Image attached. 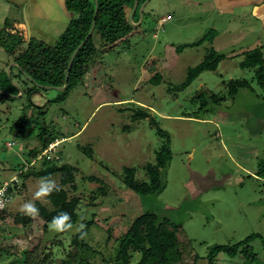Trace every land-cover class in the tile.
<instances>
[{"label": "rangeland", "instance_id": "obj_1", "mask_svg": "<svg viewBox=\"0 0 264 264\" xmlns=\"http://www.w3.org/2000/svg\"><path fill=\"white\" fill-rule=\"evenodd\" d=\"M17 9L11 6L5 14L3 28H12L15 21L25 25L30 13ZM142 11L145 19L130 37L131 47L117 46L103 54L63 103L52 102L62 93L55 89L27 96L25 84L31 86L30 81L0 48V69L11 71L8 78L18 92L13 99L0 96V188L9 183L12 197L0 221V264L20 256L38 239L36 253L42 257L51 252L50 264H116L120 241L146 212L182 226L179 240L189 249L182 264H205L209 247L233 245L252 234L261 238L250 246L258 256L264 254L263 179L255 175L264 160V90L253 69H242V54H235L215 71L200 73L186 89H171L209 49L226 55L244 47L251 39L245 28L255 20L239 17L238 8L225 15L214 0H146ZM140 16L133 25L140 23ZM227 24L234 28L230 34L222 33ZM205 36L212 41L193 45ZM232 79L246 80L252 89L239 88L230 96ZM18 122L20 127H13ZM157 126L170 139L171 159L160 174L164 189L138 196L125 186L124 170L134 169L138 183L148 181V168L155 166L166 142L156 133ZM49 136L58 138L44 148ZM46 160L73 167L70 183L61 184V173L51 178L68 199H78L76 213L91 223L82 255L72 245L78 227L54 232L39 215L19 211L30 200L51 208L46 197L34 199L42 177L31 173L20 178L27 168L44 170ZM139 259V251L129 247V264ZM217 261L240 264L241 259L221 254Z\"/></svg>", "mask_w": 264, "mask_h": 264}, {"label": "trees", "instance_id": "obj_2", "mask_svg": "<svg viewBox=\"0 0 264 264\" xmlns=\"http://www.w3.org/2000/svg\"><path fill=\"white\" fill-rule=\"evenodd\" d=\"M137 6L132 13L131 19L129 14L134 6L135 0H65L67 12L70 14V20L58 39L52 45L30 37L27 40L24 33L17 32L11 27L0 29V48L12 57V61L18 69L19 74L24 75L30 81L31 86L25 84L26 95L40 92L41 89H55L61 91V95L55 98L53 103H63L68 98L69 93L82 81L90 68L98 62L102 55L111 51L117 46L130 48L129 40L138 27L145 19L142 11L140 23L133 25L136 20L137 10L146 0H136ZM97 4V8L95 7ZM96 10V15L94 18ZM94 20V26L91 34L88 36ZM205 40L212 41L211 37L205 36L193 45H199ZM192 45V46H193ZM179 49V48H178ZM76 53L74 54V52ZM70 68L68 65L72 55ZM194 68H189L187 77L179 85L171 87L172 90L186 89L200 73L203 71H215L218 64L224 59V55L217 53L214 49H209L204 57ZM242 69H253L256 83L264 90V56L259 48L246 52L243 60L239 63ZM67 74V81L65 82ZM11 71L6 74L5 70L0 69V96L6 99H13V95L18 94L10 82ZM160 81V75L156 74L153 83L157 85ZM65 86V88H63ZM43 87V88H42ZM63 88V89H62ZM239 88L252 89L250 82L246 80H230L228 82L229 95L236 94ZM24 92L22 91V95ZM142 115L137 112L136 116ZM154 122V121H153ZM13 127H20L18 122ZM41 131V130H40ZM42 131L38 137H42ZM156 133L165 137L166 142L160 147L156 154V164L148 168V181L138 183L134 180L135 170L125 168V186L138 196H148L160 194L163 187L160 183L161 170L164 169L171 159L169 148V136L158 126ZM58 137L49 136L42 143L44 148L55 141ZM34 153V156L36 158ZM47 167L44 170L27 168L20 178L24 179L31 173L40 177H51L53 173H61V184L70 183L73 179V167L64 163L57 165L53 160L45 161ZM263 179V188L261 193L264 198V160L258 164V170L255 174ZM95 179V178H94ZM99 183L101 180L96 179ZM56 191L47 198L51 208L37 203L39 217L49 224L53 217L61 212H67L71 217V223L78 230L72 237V245L83 254L88 249L84 242V236L89 230L90 222L81 220L76 213L78 199H68L66 191L62 186H57ZM10 194V188H8ZM4 220V213L0 211V221ZM30 221V220H28ZM83 225L81 228L80 226ZM182 233V226L169 221L166 218H159L152 212H146L140 215L129 227L123 239L120 241L116 264H129L128 249L133 247L140 253V259L137 264H182L185 255L189 249H185L183 243L179 240ZM261 238L258 234H252L243 241L233 245H213L209 247V252L205 257V264H219L217 257L225 254L230 259L238 257L241 260L250 263H256L259 259L250 246V243ZM40 239L32 248H26L21 251L20 256L14 257L6 264H50L52 258L51 252L45 253L40 257L36 253ZM264 250V239H261ZM2 252H0L1 254ZM199 256L195 255L194 260L198 261ZM83 261V258L80 259Z\"/></svg>", "mask_w": 264, "mask_h": 264}, {"label": "crops", "instance_id": "obj_3", "mask_svg": "<svg viewBox=\"0 0 264 264\" xmlns=\"http://www.w3.org/2000/svg\"><path fill=\"white\" fill-rule=\"evenodd\" d=\"M214 2L218 10L225 15H233L234 10L238 8L240 10L239 17H252L255 20L252 23V27L245 28L248 34L251 35V39L244 42V47L241 49L231 50L225 53L226 55H224L223 60L234 59L236 57L233 58L232 56L235 54L237 57L242 54L241 57H243L246 52L255 48H259L264 56V0H214ZM11 6L16 7V9L24 8V13L27 11L30 13L29 16L25 17L30 30V37H35L48 44L55 43L70 20V14L66 10L65 0H0L1 29L3 25L5 26V14L10 11ZM37 13L43 15L39 16ZM234 16H237V14ZM162 19L164 18H161L159 22ZM14 24L12 29L24 33L27 38L26 26L22 22L15 21ZM225 27L224 31H222L224 34L225 32L230 34L234 30L228 24ZM216 32V36H218V31L216 30ZM212 49L216 51L215 48ZM240 264H264V254L259 255L256 263L241 260Z\"/></svg>", "mask_w": 264, "mask_h": 264}, {"label": "clouds", "instance_id": "obj_4", "mask_svg": "<svg viewBox=\"0 0 264 264\" xmlns=\"http://www.w3.org/2000/svg\"><path fill=\"white\" fill-rule=\"evenodd\" d=\"M57 185L56 181L51 177H42L39 181L37 191L35 192L34 199H41L48 197L52 194L53 191H56ZM19 211L30 217H36L39 215V209L36 208L33 201H27L21 205ZM71 217L67 212H61L57 216L53 217L52 221L49 223V229L63 233L73 228V224L70 222ZM81 228L83 225L80 226Z\"/></svg>", "mask_w": 264, "mask_h": 264}, {"label": "built area", "instance_id": "obj_5", "mask_svg": "<svg viewBox=\"0 0 264 264\" xmlns=\"http://www.w3.org/2000/svg\"><path fill=\"white\" fill-rule=\"evenodd\" d=\"M164 21V19H162L160 21V23H162ZM9 147L13 146V143H8L7 144ZM21 173V172H20ZM14 183L18 182L17 178H14ZM12 180H10L11 182ZM8 188H9V183L5 182L3 184V186L0 188V211H3L6 209V207L8 206V204L11 202V194H9L8 192Z\"/></svg>", "mask_w": 264, "mask_h": 264}, {"label": "water", "instance_id": "obj_6", "mask_svg": "<svg viewBox=\"0 0 264 264\" xmlns=\"http://www.w3.org/2000/svg\"><path fill=\"white\" fill-rule=\"evenodd\" d=\"M144 4H145V3H144ZM144 4L142 5V7H141V9H140V13H142V9H143V7H144ZM136 6H137V1L135 0V4H134V7H133V12H134ZM95 7L97 8V4H96ZM133 12H132V13H133ZM95 15H96V10H95L94 18H95ZM131 17H132V14H131V16H130V19H131ZM24 22H25V26H26L27 40H29V39H30V30H29V27H28V25H27L26 18H24ZM93 26H94V20H93V22H92V27H91V29H90V32H89L88 36H89V35L91 34V32H92ZM75 53H76V51L74 52V54H75ZM74 54L72 55V57H71V59H70V62H69V65H68V69L70 68V65H71L72 59H73V57H74ZM66 81H67V74H66V78H65V82H66ZM42 88H43V87H42ZM63 88H65V86H64ZM63 88H62V89H63Z\"/></svg>", "mask_w": 264, "mask_h": 264}, {"label": "bare ground", "instance_id": "obj_7", "mask_svg": "<svg viewBox=\"0 0 264 264\" xmlns=\"http://www.w3.org/2000/svg\"><path fill=\"white\" fill-rule=\"evenodd\" d=\"M54 145V144H53Z\"/></svg>", "mask_w": 264, "mask_h": 264}]
</instances>
